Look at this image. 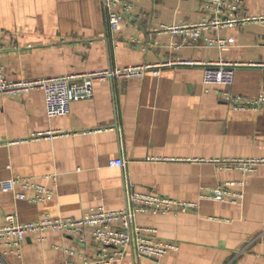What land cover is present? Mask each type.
<instances>
[{
  "label": "crops",
  "instance_id": "obj_1",
  "mask_svg": "<svg viewBox=\"0 0 264 264\" xmlns=\"http://www.w3.org/2000/svg\"><path fill=\"white\" fill-rule=\"evenodd\" d=\"M236 9V17H261L264 0H240ZM205 15L198 0H137L109 30L102 0H0V75L7 79L171 62L156 75L96 82L93 98L61 116H47L39 89L0 94V183L28 178L52 192L34 202L33 190L19 200L0 187V226L8 214L21 224L122 209L129 179L137 191L197 207L137 215L138 226L178 249L158 260L127 250L112 264H264V162L251 172L225 162L264 159V105L235 110L223 94L256 99L263 91V67L251 64L264 63V19L210 29L208 36L233 39L227 49L176 47L181 38L161 28ZM221 60L240 63L233 83L204 84V63ZM118 158L122 167L109 164ZM227 181L242 194L237 202L201 197ZM95 254L90 235L79 242L46 229L27 233L18 253L0 248V264H67Z\"/></svg>",
  "mask_w": 264,
  "mask_h": 264
},
{
  "label": "built area",
  "instance_id": "obj_2",
  "mask_svg": "<svg viewBox=\"0 0 264 264\" xmlns=\"http://www.w3.org/2000/svg\"><path fill=\"white\" fill-rule=\"evenodd\" d=\"M137 0H102L104 13L106 14L107 27L114 29L122 19L123 12H129ZM201 9L206 13L200 22H189L171 25L161 28L170 31L173 35L181 38L174 42V46L198 43L208 46H216L220 49H227L233 42L232 38H218L208 36L210 29L218 30L220 27L233 26L237 23L247 21L263 20L261 17H236L234 15L236 5L240 0H198ZM187 65L190 62L180 61ZM171 62L161 61L153 64H136V66L112 67L102 70L86 71L85 73H71L68 75L51 76L47 78L17 79L10 80L0 75V94L17 96L23 93L39 89L43 92L45 100V111L48 117L66 115L73 102L86 101L93 98L94 85L96 82L105 80L136 79L142 78L146 73L157 74L162 67L169 66ZM240 63L233 64L226 61L204 63L203 83L206 85H218L229 87L234 80V70ZM263 67L264 63H255ZM264 77V74H263ZM226 101L235 110L251 109L257 110L264 105V80L263 91L256 99H248L242 96L232 95L224 91ZM228 168H235L243 172H251L258 163L264 159H241L226 160ZM122 159H113L109 162L111 166L122 167ZM125 183V206L122 209L111 210L103 207H92L81 218L52 219L43 216L37 222L19 223L15 214H8L4 217V225L0 226V248L13 249L19 252V247L27 233H36L46 229L59 231L64 235H74L79 242H84L85 237L90 235L94 245V256H82L77 262L67 264H112L121 260L132 251L138 258L158 260L164 255L178 249L173 244L157 237L154 228L138 226L136 216L140 213L155 215L186 213L196 209L197 203L180 201L167 196L154 193L137 191L135 184L129 179ZM16 185L22 186V191L15 192ZM236 185L233 181H227L222 185L201 193L205 199L217 201L228 200L237 202L241 192L231 189ZM2 190L15 193L17 199L27 198L26 191L33 190L31 200L34 202L48 200L52 192L47 187L35 184L31 179H9L0 183ZM72 254L71 251H67Z\"/></svg>",
  "mask_w": 264,
  "mask_h": 264
}]
</instances>
